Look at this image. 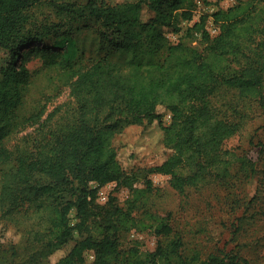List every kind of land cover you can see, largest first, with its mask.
Wrapping results in <instances>:
<instances>
[{
  "label": "trees",
  "instance_id": "obj_1",
  "mask_svg": "<svg viewBox=\"0 0 264 264\" xmlns=\"http://www.w3.org/2000/svg\"><path fill=\"white\" fill-rule=\"evenodd\" d=\"M38 1L0 0V47L10 54L0 76V163H12L1 175L0 204L8 214L24 203L37 210L52 207L46 237L35 257L48 256L76 232L79 238L55 264H85L87 251L93 252L95 264H115L116 224L110 220L105 230L113 231L96 237L81 230L83 222L71 223L68 215L75 207L74 216L84 220L98 188L120 183L123 172L113 136L128 125L157 120L163 143L173 152L150 172L169 175L178 191L197 186L206 175L225 178L230 161L221 145L239 125L221 114L210 96L220 87L249 96L264 84V9L239 0L213 11L219 29L213 36L204 28L205 15H201L186 29L201 31L206 44L199 50L182 41L170 42L163 31L176 32L181 20H191L192 0L65 2L58 8L71 19L89 17L98 24L94 37L98 53L84 64V49L70 30L57 33L51 44H33L40 35L24 30L25 11ZM144 8L150 12L146 20ZM260 33L263 36L256 39ZM34 57L42 58L43 66L54 68L58 81L69 86L73 104L62 122L38 123L46 127L41 131L46 135L32 148L26 142L10 149L5 145L8 135L23 121L40 118V111L28 117L18 112L32 82L26 62ZM162 110L170 113L167 124L162 123ZM89 182L97 186L90 187ZM68 186L76 187L73 200L64 196ZM112 214L129 218L130 210L123 212L115 205ZM170 231L167 223H161L156 233ZM161 250L158 245L155 253ZM198 264L250 263L224 252L210 254Z\"/></svg>",
  "mask_w": 264,
  "mask_h": 264
},
{
  "label": "rangeland",
  "instance_id": "obj_2",
  "mask_svg": "<svg viewBox=\"0 0 264 264\" xmlns=\"http://www.w3.org/2000/svg\"><path fill=\"white\" fill-rule=\"evenodd\" d=\"M85 1L39 0L25 11L24 30L40 35L33 43L38 46L51 44L57 33L70 30L84 49L83 63L88 64L98 53L94 39L98 24L89 17L71 19L66 11L58 8L65 2ZM238 1L192 0L191 20H181L176 32L171 28L163 31L170 42L182 41L201 50L206 44L201 31L189 32L187 27L205 15L204 28L211 36L217 34L218 25L211 13ZM241 1H252L264 9V0ZM149 16V10L144 8L142 18L146 20ZM260 36L263 35L258 34L256 39ZM9 61V52L0 47V76L1 68ZM26 66L32 73V82L18 112L22 117L35 111L41 114L39 121H23L8 135L5 145L10 149L22 147L26 142L32 148L34 141L46 135L41 132L46 127L38 123L45 119L62 122L66 111L69 112L67 108L73 104L69 86L58 81L54 68L43 66L42 58L34 57ZM210 100L221 114L239 125L221 145L224 157L230 161L225 178L206 175L197 186L178 191L171 186L169 175L150 172V167L160 164L173 152L163 143L162 125L157 120L128 125L113 136L112 145L123 172L120 183L111 182L103 187L108 193L106 201L98 200L96 194L84 220L74 216L75 207L68 215L71 223L83 222L81 230L96 237L113 231L112 228L105 230L110 220L116 224L119 255L115 264H198L210 254L221 256L224 252L246 258L250 264H264V84L249 96L220 87ZM169 120V111L162 110V123L167 124ZM11 168V162L0 163V183L2 172ZM88 184L95 186L93 182ZM75 194V186H68L64 191L67 199L73 200ZM115 205L123 212L130 210L129 218L112 214ZM52 214L51 206L37 210L27 203L8 214L0 204V264H55L67 254L80 236L76 232L48 256H34L46 237ZM161 223L171 227L168 234L156 233ZM158 245L161 253H155Z\"/></svg>",
  "mask_w": 264,
  "mask_h": 264
},
{
  "label": "built area",
  "instance_id": "obj_3",
  "mask_svg": "<svg viewBox=\"0 0 264 264\" xmlns=\"http://www.w3.org/2000/svg\"><path fill=\"white\" fill-rule=\"evenodd\" d=\"M108 184V183H107ZM107 184L102 185L98 188L97 191V199L101 200V201H106L107 200V195L108 193L103 190V187H105ZM95 186H97V184L95 183ZM85 264H95L94 263V254L91 251H87L85 254Z\"/></svg>",
  "mask_w": 264,
  "mask_h": 264
}]
</instances>
